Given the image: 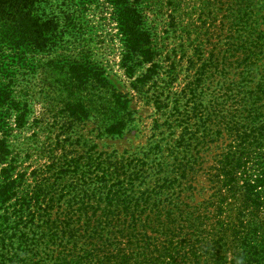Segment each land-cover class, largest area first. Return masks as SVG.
<instances>
[{"label": "trees", "instance_id": "obj_1", "mask_svg": "<svg viewBox=\"0 0 264 264\" xmlns=\"http://www.w3.org/2000/svg\"><path fill=\"white\" fill-rule=\"evenodd\" d=\"M138 2L111 5L125 62L139 57L151 64L135 80L145 85L157 66ZM65 5L66 0H0V74L9 80L0 82V122L10 110L17 113V126L25 125L26 107L13 97V67L28 65L35 52L57 40ZM263 55L257 44L244 60ZM227 64L233 63L210 59L201 67L205 78L225 74L218 91H199V77L183 91L184 105L180 95L175 99L181 133L173 160L97 158L95 170L86 174L88 163L74 158L54 181L32 179L10 159L4 131L0 264H264V73L251 80L248 65L237 80ZM71 71L79 87L108 82L94 67L72 65ZM126 72L134 78L135 66ZM68 112L79 121L87 115L79 104H68ZM123 128L109 131L121 134Z\"/></svg>", "mask_w": 264, "mask_h": 264}, {"label": "rangeland", "instance_id": "obj_2", "mask_svg": "<svg viewBox=\"0 0 264 264\" xmlns=\"http://www.w3.org/2000/svg\"><path fill=\"white\" fill-rule=\"evenodd\" d=\"M85 1L66 0L57 40L35 52L28 65L13 67V97L26 107L27 116L19 128L17 113L5 112L0 138L9 132L10 159L16 161L18 172L32 179L50 176L54 181L74 158L88 163L86 174L95 170L97 158L173 160V143L181 133L175 127V99L184 98L185 88L199 77V91L209 86L210 92L218 91L225 75L201 76L206 60L233 63L225 66L237 80L248 65L253 68L251 80L258 72L261 76L260 70L264 73V55L244 60L257 44L264 50V0H139L142 28L150 36L148 48L157 66L145 85L135 80L147 74L151 64L139 57L125 62L111 0ZM72 65L94 67L108 82L92 80L79 87ZM132 65L134 78L126 72ZM2 77L0 82L8 84ZM206 94L201 95L204 104ZM68 104H79L87 115L80 121L72 118ZM116 125L124 127L122 133L110 134ZM203 155L208 158V150Z\"/></svg>", "mask_w": 264, "mask_h": 264}]
</instances>
